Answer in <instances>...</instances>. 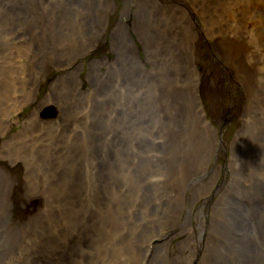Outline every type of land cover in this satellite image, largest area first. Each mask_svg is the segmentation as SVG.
Returning <instances> with one entry per match:
<instances>
[{"label":"rangeland","instance_id":"1","mask_svg":"<svg viewBox=\"0 0 264 264\" xmlns=\"http://www.w3.org/2000/svg\"><path fill=\"white\" fill-rule=\"evenodd\" d=\"M135 2L131 0L128 6V0H113L115 9L111 15L112 18L124 13L126 27L140 49L136 55L141 71L131 76L129 68H134L136 63L127 54L116 61V52L111 48L112 26L89 52L81 56L83 66L79 69L76 58L88 40L81 39L82 33L89 21L94 26L86 0H1L0 125L9 118L22 122L12 120L10 128H0V153L7 149L0 162L14 177L8 188L4 179L3 184L0 182L2 191L10 190V193L0 195V204H6L5 194L9 195L7 207L11 211L13 206L16 207L26 219L18 226L8 224L4 227L0 223L3 231L0 264H26L28 261L29 264H44L51 258L63 260L59 264H84L83 250L77 246L88 234L95 241L105 239L100 254L94 249L91 257L87 255L91 260L96 257L95 263L140 264L143 259L139 247H144L147 237L161 226L171 234L170 246L175 250V256L180 253L178 256L182 260L191 261L188 264H206L212 258L207 255L213 247H224L217 233L209 230L213 204L222 192L221 182L224 190L229 188V182L237 181L238 186L233 185L234 196L245 201L261 196L260 187H253L252 182L249 184V178L254 177L252 172H243L236 178H218L219 181L209 173H203L202 178L197 177L191 186L168 178L166 181L175 192L172 191L167 200H160L159 196L171 188L160 186L154 179L163 175V169L176 172L182 168L179 161L190 160L186 154L191 145L188 142L190 136L185 135V131L198 129L193 119L175 116V95L181 82L167 74L168 68L159 65V59L146 57V49L133 26L134 10L140 5ZM173 2L189 11L192 23L198 28L199 97L216 128L219 139L216 142L222 140L221 135L228 143L227 157L222 153L213 154L209 161L231 168L228 165L233 154L230 144H234L235 135L247 143H242L243 147H250L264 159L261 152L264 151V0ZM163 15L169 16L165 12ZM242 34L246 35L252 49L258 51L256 65L262 72L255 68L253 74L249 71V79L238 84L236 68L225 61V49L219 42L222 36L240 39ZM93 48L98 49L99 61L86 56ZM104 52L109 57L107 61L101 57ZM252 60L256 59L252 57ZM63 69L72 72L54 82ZM234 90L238 94L231 103ZM27 99L32 100L20 108ZM50 106L58 108V117L42 115ZM33 109L36 112L31 113ZM24 119H30L26 125ZM57 119L62 121L59 123ZM90 131L95 138L88 136ZM42 136L48 139L47 144L37 140ZM254 140H261V143H254ZM30 147H34L35 154L25 152ZM185 155L188 160L183 158ZM31 158L38 165L26 169L25 162ZM224 158L228 160L224 162ZM219 170L223 171L220 167ZM5 174L0 172V179L6 178ZM67 178L77 181L69 193L79 200L40 210L43 208L42 192L48 189L39 188L41 191H38L35 187L38 180L54 183ZM210 179L213 180L207 183ZM256 180L259 183L260 178L256 177ZM202 184L204 188L211 185L209 190L214 192L208 199L209 190L204 193ZM194 189L202 190V196L193 205L186 197H192ZM146 191L153 192L155 198L147 200L143 194ZM174 194L185 198L188 206L193 205L192 211L181 208L176 212L173 204L179 200L169 201ZM86 205L91 208L89 213L84 210ZM189 215L194 216L189 223L194 229L184 226L185 232L178 228L176 231L170 218L176 216L183 220ZM31 216L34 220L29 227L27 220ZM198 218L202 222L201 228L196 222ZM83 222L96 224L99 228H93L101 234H94L91 226L85 227ZM133 223L139 228L137 235L129 231L128 226ZM228 248L218 253L213 263L207 264H242L238 258L239 245L234 243ZM255 248L260 254V260L255 263L264 264V243L258 242ZM79 254L80 257L75 259Z\"/></svg>","mask_w":264,"mask_h":264},{"label":"bare ground","instance_id":"2","mask_svg":"<svg viewBox=\"0 0 264 264\" xmlns=\"http://www.w3.org/2000/svg\"><path fill=\"white\" fill-rule=\"evenodd\" d=\"M130 1L131 0H128V6H130ZM86 2L89 3L88 7L90 8V13L92 15L91 19L94 23V26H92L89 21V24L85 28V30H88L89 32L86 33L84 30V32L82 33L81 39L88 40L85 42V45L83 44L82 48L80 49V53L76 58V62L80 63L79 69H82L83 66V60L81 56L89 52L95 45V43L99 41V39L104 37L107 29L112 26L114 28L113 32L111 33V48L116 52V61L118 62L124 59L123 56L127 54L129 58L136 63V66L134 68H129L131 76L138 75L141 71V69H139L141 66L137 62L139 58L136 54L139 53L140 49L136 42V38L132 36L130 29L126 27V22L125 20H123L124 13L121 12V14L119 13L118 16L115 17L114 15L111 18V15L115 9V6H113V0H86ZM138 2L139 1L136 0L134 4ZM164 12L169 15L168 18H165V16L163 15ZM188 12V10L179 7L178 4L174 2L172 3V0H141L140 5H138L134 10L133 26L135 27V32L137 33L138 38L142 41L144 48L146 49V57L149 58L151 56L152 59H154V57L155 59H159V65H162L164 67L166 66L168 68V70L166 71L167 74L169 76L177 77L181 82L180 88L176 90L174 102L176 106V118L193 119L192 122L198 129L195 131H185V135L190 136L188 138V142H191V145L188 146V152L186 153L190 157V160H188V156L185 155L183 158L188 161H179L178 163L182 168H180L181 170H178L176 172H173V170L167 168V166V169H163L162 171L164 176L162 175L161 177H159V172H155L157 173L158 178H155L154 181H156L160 186L171 188L162 196H159L160 200L165 201L170 197L172 191L175 192L174 188L169 186L168 181H166L168 178H172L176 182H179V180H181L182 182H185L183 183V185L188 184V186H191L192 181L197 179V177L202 178L203 173L206 175L209 173L213 179L218 180V178L225 179L228 176L229 178H231L230 176L236 178V176H239L243 172H252L250 174L254 175V177L249 178V184L251 185L252 182L253 187L256 188L257 185L260 187L261 196L259 198L248 196L249 201H245L242 197H235V194L233 193V185L238 186L237 181H234V183L233 181L231 183L229 182V188H224V190L222 182V188L221 186H219V188L222 189L220 190L222 192H220V197L217 198V200H215L216 202H214L213 204L211 222H209V230H213L215 231V233H217V236L221 239L220 243L224 244V247L218 249L217 246L213 247L214 249L210 250L209 255H207L210 258V255H212V258L209 259L207 263H213L215 257L219 255L218 253L224 252L226 248L232 246L234 243L236 245L237 243L240 248H237V251H240V254L238 256V258L240 257L239 263L256 264L255 262L260 260V254L256 250L255 244H257L258 242L264 243V216L262 215V213L264 212V159L261 157V155L258 154L257 151L250 149V147H243L241 144L246 142L243 139L239 138L238 135H235L233 136L234 144H230V151L233 152V154L230 157V160L232 161H230L231 163L228 165L231 166V168L222 164L219 165L218 162L213 160L209 161L210 155L212 156L213 154L218 156L219 153H222V155L224 154L225 157H227L228 143L224 138L221 137V135L219 136L222 140H220L218 143L216 142V140H219L217 139L218 137L216 134V128H214L215 126L209 120L210 118L204 107L203 101L201 97H199L200 94L198 91V84L200 81L201 71L199 70L197 65L198 49L196 43L198 28L192 23L190 14ZM98 19H100V21ZM248 42L249 41L246 40L245 34H242L240 39H235L228 35L222 36L221 41L219 42L220 45H223L225 49V61L229 63V65H233L236 68L237 72L235 79L238 84L251 77V75H249V71H251V73L253 74V71L256 68L257 72H262L261 67L256 65L257 61L259 60L258 51H254L252 49V46ZM96 48H93V51L91 53H88L86 56H90L94 59L96 58V61H99L100 59H97L98 49L95 51ZM158 55H160L161 57L158 58ZM101 57L106 58V61L109 58L107 52H104L103 56ZM252 57H254L256 60L253 61ZM60 72L61 73L55 77L56 80L54 82H56L63 76L70 74L72 71H70V69H63ZM237 94V90H234L231 97V103L234 102ZM47 96L48 94L45 97ZM31 100L32 99H27L23 104H21L20 108L29 103ZM43 100L44 98L40 101L39 105L43 102ZM37 108L38 107H36V109ZM12 120H14L16 123L22 122L21 119H4L3 123L1 124L2 126L0 125V128H2L3 126L6 129L10 128ZM27 120H23L24 125L27 124ZM61 121L62 119H57V122L60 123ZM22 125L17 126L21 127ZM68 127L70 126L68 125ZM57 128H59V126ZM89 128L91 130L94 129L91 127ZM60 129H62V126L60 127ZM87 134L88 136L92 135V138H95V134L92 131L87 132ZM192 134L194 136H191ZM37 140H43L46 142V144L48 142V139L44 136ZM261 140H254V143L260 144ZM84 142H89V140H84ZM0 145H2L1 142ZM52 146L57 148L56 145ZM5 151H7V149H2L0 157H5ZM15 152L17 151L15 150ZM25 152L28 155L35 154L34 147H30ZM261 152L262 156L264 157V151L261 150ZM16 155L19 156L18 154ZM204 155H207L208 158L204 159ZM17 156L16 158H18ZM20 156L23 157L22 153ZM39 157L41 156L39 155ZM226 160L228 159H225V161H223L226 162ZM25 164L27 166L26 169H30L31 167H36V165H38V162L35 161V159L31 158V160L27 159ZM93 165H95V162L93 163ZM219 167L222 168L223 171L219 170ZM258 167H260L262 171L259 170ZM20 169H22V167ZM0 172L7 174H5L6 178L0 179V182L3 184L5 180L6 187L8 188L11 185L12 180H14V177L11 172L6 169L3 164H1V162ZM104 175L106 176V174ZM256 177L260 178L259 183L256 180ZM213 179H210L206 182L208 183ZM97 181H95V186L98 185ZM37 183L35 184V187L36 189H38V191H41L39 188H41L42 190L48 189V191L42 192L44 195L43 201L41 202L43 208L40 209L42 211L44 209L49 210V208H57L60 205L66 206V204H69L70 202H76L79 200L69 193L70 189L72 188L71 186L75 184L77 185V181L75 180L68 181L67 178L64 181H61V179H59L54 181V183H50L47 179H41L38 180ZM81 187L82 189L88 190L87 187ZM203 188L204 187L202 184L201 189L204 191V193H206L209 188H211V185L208 184L204 189ZM202 190L194 189L192 197L186 198L190 199V201L194 205V201H196L199 196H202ZM4 193H10V190L2 191L0 187V195H3ZM152 193L149 191L143 192L147 200L149 197L155 198ZM213 193V190L210 189L208 191L209 195L207 196V199L209 196H212ZM249 193L250 195H255L251 192ZM5 196L6 200L4 201L6 204H0V223H2L4 227H6L8 224L18 226L23 220L25 221L26 218L24 215L16 211V207L13 206L12 211L10 207H7V200L10 196L7 194H5ZM172 197L169 201H172L174 199L179 200L178 202L173 204L176 212L178 210L180 211L181 208L182 210L184 208L192 211L191 209L194 206H188L186 204V201L184 200L185 198H179L177 194H174V196ZM204 200L205 199H203V201ZM84 208L86 213H89V209H91L90 206L86 205L84 206ZM191 218H194V216H186L183 220H178V217L175 216L173 218H170L171 225L174 226V229L176 231L177 228L181 231L187 230L185 229L186 226H188V228L192 230L194 229V226L192 224H189L191 223ZM30 219L27 220V223H29V227H31V221L34 220V216H31ZM196 222L197 225L201 228V219L198 218ZM114 223L115 222H113V225ZM82 224L85 227H88V225H90V229H93L94 234H99V232L95 231V229L99 228L96 224L92 222H88V225L85 222H83ZM262 224L263 226H261ZM128 227L130 232L137 235L136 229L139 230L137 225H134L133 223ZM2 234L3 231L0 229V237L2 236ZM169 234L170 233H168L166 229H162L161 226L155 232H152V235H150L151 237H147L145 241L146 243H144V247H139V252L142 255L143 259L140 264H162L163 262L164 264H177L178 262L182 261H185V264L191 263V261H188L187 258L186 260H182V257L178 256L180 255V253L175 256L176 252L175 250H172V246H170L171 239L169 236H171V234ZM87 237H83V239H81V244L78 245L77 248H82L83 250L82 256L85 257V260L83 259V261H85L84 264H97L95 263V261L97 260L96 257L93 259V261L89 259L87 255L91 257L90 254H93L94 249H97V254H100V251H102L101 248L103 247L102 242H104L105 239L102 238V240L99 239L98 241H95V239H93L94 237H91V235L89 234ZM183 241L186 240L184 239ZM1 246L2 245H0V248ZM75 250H73L74 253L76 252ZM229 250L230 248H228V251ZM78 257H80V254L75 255V259ZM202 260L204 261L203 254ZM62 261L63 260L60 259H57V261H55V259L51 258L44 264H59ZM28 262L26 264H29Z\"/></svg>","mask_w":264,"mask_h":264},{"label":"water","instance_id":"3","mask_svg":"<svg viewBox=\"0 0 264 264\" xmlns=\"http://www.w3.org/2000/svg\"><path fill=\"white\" fill-rule=\"evenodd\" d=\"M38 106L39 104L37 105V107ZM34 112H36V109H33L31 113H34ZM42 115L45 117H49V118L58 117L59 116L58 108H56L55 106L47 107Z\"/></svg>","mask_w":264,"mask_h":264}]
</instances>
